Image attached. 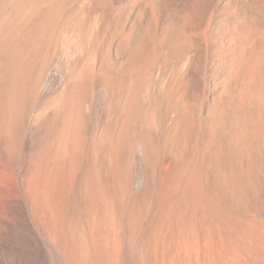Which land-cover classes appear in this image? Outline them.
I'll use <instances>...</instances> for the list:
<instances>
[{"label":"bare ground","instance_id":"6f19581e","mask_svg":"<svg viewBox=\"0 0 264 264\" xmlns=\"http://www.w3.org/2000/svg\"><path fill=\"white\" fill-rule=\"evenodd\" d=\"M0 264H264V0H0Z\"/></svg>","mask_w":264,"mask_h":264}]
</instances>
